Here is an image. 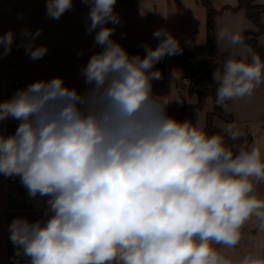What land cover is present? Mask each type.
Segmentation results:
<instances>
[{
    "label": "clouds",
    "instance_id": "clouds-1",
    "mask_svg": "<svg viewBox=\"0 0 264 264\" xmlns=\"http://www.w3.org/2000/svg\"><path fill=\"white\" fill-rule=\"evenodd\" d=\"M82 3L90 9L86 31L101 49L80 70L87 89L54 77L0 102V121H19L14 133L0 132V174L18 177L43 206L39 219L8 225L15 264H234L214 245L236 247L253 218L264 231V198L256 194L264 153L233 152L224 136L168 115L152 82L162 78L156 64L182 54L171 32L155 30L157 47L141 43L145 55H130L112 38L121 24L117 0ZM45 7L59 20L73 0ZM41 33L20 34L18 46L34 61L48 52L35 45ZM15 40L14 31L0 35V57ZM218 40L235 49L213 73L216 104L224 106L264 83V58L251 49L242 56V36L227 28ZM235 264H264V255L249 252Z\"/></svg>",
    "mask_w": 264,
    "mask_h": 264
},
{
    "label": "crops",
    "instance_id": "crops-1",
    "mask_svg": "<svg viewBox=\"0 0 264 264\" xmlns=\"http://www.w3.org/2000/svg\"><path fill=\"white\" fill-rule=\"evenodd\" d=\"M199 0L173 1L177 13L183 15L177 20L185 24H191L187 39L177 37L181 47L182 54L175 56H166L162 61L156 64L155 69L162 73L160 80H155L153 92L165 104H167V113L178 121H189L193 125L203 128L207 122V112L212 110L214 103L209 99L203 108H198V95L189 89V84L184 82V77H196L206 68V10L198 3ZM212 4L221 9L223 7H236L238 0H210ZM264 5V0H257ZM164 6H168V1H163ZM166 9V8H165ZM264 24V12L262 14ZM198 28V29H197ZM227 28L233 33H239L244 41V34L247 30H257L255 24L248 18L244 9L236 11L224 10L215 19V35L218 47L222 52L231 46L218 40V33ZM128 43L121 44L130 55L139 54L144 56V50L140 47L141 43H147L153 49L157 47L159 40L149 43L153 34L146 36L140 34H131ZM135 36V37H134ZM132 41V42H131ZM134 41V42H133ZM259 42L264 46V33L259 36ZM243 49L242 56L248 54L249 46L245 43L237 46ZM242 58V57H240ZM219 72V71H216ZM213 78V73L211 75ZM29 83L12 90L0 89V102L10 99L17 89L25 88ZM71 88H76L82 92L87 89V85L82 86L73 84ZM227 108L233 115L232 122H226L218 117L214 119V124L221 128L228 135L230 127L233 131H239L240 135L249 134L243 148L249 149L252 146H259L264 153V83L259 85L251 96L233 99L227 105ZM19 121L9 118L7 121H0V132L10 135L15 132ZM256 194L264 198V182L256 184ZM43 214V206L37 201L30 200L27 190L20 184L19 178H5L0 174V264H15V248L9 239L8 225L19 216L27 217L30 221L39 219ZM242 238L240 243L234 248H227L222 245H214L222 254L236 261L241 259L249 252H258L264 255V231H260L258 222L253 218L242 228Z\"/></svg>",
    "mask_w": 264,
    "mask_h": 264
},
{
    "label": "rangeland",
    "instance_id": "rangeland-1",
    "mask_svg": "<svg viewBox=\"0 0 264 264\" xmlns=\"http://www.w3.org/2000/svg\"><path fill=\"white\" fill-rule=\"evenodd\" d=\"M163 1H168L167 7ZM173 1L177 0H117L115 11L121 17V24L115 25L113 40L124 44L130 42L128 38L133 36L131 34L146 36L161 28L176 38L187 39L186 33L192 25L177 20L183 15L177 13ZM45 5L46 0H0V35L10 30L16 34L11 53L0 57L1 90H13L24 83L54 77H62L68 87L84 84L80 70L94 52L101 50L98 46L93 47L95 33L88 34L86 31L89 6L82 0H73V8L56 20L46 15ZM25 28L32 32L42 30L35 45L47 46L48 52L43 58L34 61L23 46H18L21 45V31ZM158 40L152 37L149 43ZM81 50L85 52L82 57L77 55ZM79 91L82 92V89Z\"/></svg>",
    "mask_w": 264,
    "mask_h": 264
},
{
    "label": "trees",
    "instance_id": "trees-1",
    "mask_svg": "<svg viewBox=\"0 0 264 264\" xmlns=\"http://www.w3.org/2000/svg\"><path fill=\"white\" fill-rule=\"evenodd\" d=\"M198 3L206 10V68L189 83V89L198 95V104L196 105L198 108H203L209 99L213 100L214 107L207 112V122L204 131L208 135L220 134L224 136L226 146H228L233 152H237L244 146L249 134L240 135V137L234 141L229 138L230 135L214 124V119L216 117L226 122H232L234 120L231 111L227 108V105L231 100L226 101L224 106H218L216 104V88L218 85L215 83L211 75L214 71L222 72L223 64L229 58V55L235 50L233 47H229L222 52L220 51L215 35V19L224 10L236 11L244 9L248 18L258 28L257 30H247L245 32L244 43L249 46L253 52L264 58V46L259 42V36L264 33V24L262 22L264 5L258 3L257 0H238L236 7H223L218 9L210 0H199Z\"/></svg>",
    "mask_w": 264,
    "mask_h": 264
},
{
    "label": "built area",
    "instance_id": "built-area-1",
    "mask_svg": "<svg viewBox=\"0 0 264 264\" xmlns=\"http://www.w3.org/2000/svg\"><path fill=\"white\" fill-rule=\"evenodd\" d=\"M183 79H184L185 83L189 84L191 81H193L195 79V77H190V78L184 77ZM15 83L17 85L19 84L18 81H16V80H15Z\"/></svg>",
    "mask_w": 264,
    "mask_h": 264
}]
</instances>
